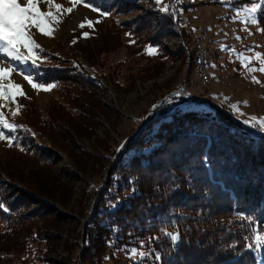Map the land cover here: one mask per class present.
<instances>
[{
  "label": "rangeland",
  "instance_id": "374dc122",
  "mask_svg": "<svg viewBox=\"0 0 264 264\" xmlns=\"http://www.w3.org/2000/svg\"><path fill=\"white\" fill-rule=\"evenodd\" d=\"M231 1L161 0L158 5L153 0L147 1L143 4L146 7H140L138 11L114 16L116 23L120 24L143 14L146 9L161 11L167 6V13H177L181 19L179 24L167 39L162 38L164 51L152 46L156 49L152 55H149V45L145 40L136 41L127 31L113 25L110 19L112 14L102 15L104 12L98 7L93 6L99 9L93 11L83 4L77 5L71 14L59 16L60 23L54 22L52 25V36H44L35 28L31 30L40 45V49L36 50L39 67L19 64L0 55V66L11 65L16 69L4 81L5 85L11 80L21 86V89L13 88L11 91L24 93L16 95L14 102L10 99L0 100V105H3L0 111L10 122L13 117L11 113L17 110V105L20 106L18 115L33 127L36 142L55 153L51 158V167L57 177L65 181V188L70 190L66 205L47 200L51 203L48 210L29 227V232L37 235L33 240H28L24 246L19 242L18 246L12 248L0 242V264H116L120 261L144 264L145 258L158 261L155 259L156 252L136 245L121 249L111 245L100 253L99 259L91 261V248L95 242L92 240L90 245H84L86 240L91 241L93 232L86 227L89 225L87 220L96 199L107 189L110 177H114L115 181L108 189L114 196L106 200L105 207L111 209L112 205L122 201L121 194L115 191L119 174H111L114 161L150 114L186 103L193 106L192 102L198 103L194 104L195 108L208 109V102H212L226 113L230 110L232 115L229 116L238 119L236 121L248 133L264 138V131L243 122L251 117L264 118V72L248 70L264 66L261 64L264 60V33L260 31L261 25L252 23V16L244 10L251 8L253 2L264 7V2L254 0L232 4ZM56 2L65 9L71 7L70 0ZM183 4L187 6L183 7ZM41 8L47 10L43 4ZM261 8L253 14L256 18ZM89 21L92 27L88 26ZM155 22L157 19L152 15L154 32L159 29ZM81 23L85 25L83 28L79 27ZM170 28L165 25L161 30L166 32ZM84 32L89 34L87 38L83 36ZM147 34L151 35L148 31L142 35ZM184 46L186 52L182 53ZM199 46L207 53L206 67L210 80L206 85L198 81L194 69L196 63L193 64ZM257 53L261 54L260 59L256 58ZM241 56L249 59L242 60ZM49 57L60 60L65 67H76L98 82L95 93H89L92 88L84 91V102L98 110L92 115L94 118L89 120L82 115L86 122L78 123L76 116L82 117L78 116L80 110L88 114L91 112L80 107L78 109V105H66L61 87L54 85L44 91L33 88L24 79L21 70L24 74H30L34 82L42 83L37 72L41 66L49 63ZM254 77L259 82H255ZM70 102L78 104L79 100L70 99ZM232 105H237L238 110H233ZM55 109L66 112L63 115L67 122H55V126H49L46 121L51 119V112ZM87 125L91 126L87 130L89 134L78 137L76 131L81 132L82 126L86 128ZM33 163V158L19 155L15 145L9 147L6 141H0V170L8 167L17 169L19 166L28 173L35 168ZM0 175L3 176L2 173ZM11 183L29 192L24 184L15 180H11ZM133 190L131 188L122 195H131ZM66 192L62 189L59 196L64 198ZM39 198L45 200L41 196ZM35 206H40V203ZM258 232L264 234L253 230L249 241L252 246L248 245V248L261 263L264 247L255 246ZM133 248L147 254L143 257L138 254L133 256L130 251Z\"/></svg>",
  "mask_w": 264,
  "mask_h": 264
},
{
  "label": "trees",
  "instance_id": "16d2710c",
  "mask_svg": "<svg viewBox=\"0 0 264 264\" xmlns=\"http://www.w3.org/2000/svg\"><path fill=\"white\" fill-rule=\"evenodd\" d=\"M147 1L153 2L90 0L102 12L112 14L113 25L130 33L134 40H145L149 46L164 51L162 38L173 34V28L181 20L177 13L146 9L120 24L115 21L114 16L138 11ZM152 15L157 19L155 26L159 25L155 32ZM257 19L264 29V7ZM165 25L171 28L163 32L161 28ZM147 31L151 35L143 36ZM181 52H186V46ZM197 58L195 52L193 64ZM48 62L37 72L41 82L61 87L66 105H78V109L91 112L80 110L78 116L94 118L92 115L98 110L84 102V91L92 88L89 93H95L98 82L76 67H65L60 60L49 57ZM208 104V109L186 103L150 114L125 143L111 173L119 174L115 191L121 194L122 201L111 209L105 207L106 200L114 196L108 189L115 181L110 177L107 189L96 199L87 220L86 227L93 232L91 241L86 240L84 245L95 242L91 261L99 259L100 253L111 245L119 249L136 245L161 257L158 261L145 258L144 264H264V252L260 263L248 248L253 230L264 232V138L248 133L228 113L212 102ZM62 110H53L46 124L66 123V112ZM83 116H76L78 123L85 121ZM10 123L24 126L13 133L18 137L14 145L19 155L33 158L35 165L28 173L19 166L0 170L3 175H0V202L9 209H0V242L12 248L19 242L24 246L33 240L37 235L29 232L31 224L48 210L49 201L66 205L70 190L51 167L55 153L36 142L33 127L21 115L12 117ZM90 127L82 126L81 132L76 131L77 136H86ZM11 180L24 184L29 192L12 186ZM131 188L134 189L131 195H122ZM62 189L67 191L64 198L59 196ZM167 233L179 234L176 245Z\"/></svg>",
  "mask_w": 264,
  "mask_h": 264
},
{
  "label": "snow or ice",
  "instance_id": "6c2138e0",
  "mask_svg": "<svg viewBox=\"0 0 264 264\" xmlns=\"http://www.w3.org/2000/svg\"><path fill=\"white\" fill-rule=\"evenodd\" d=\"M71 7L63 8V6L56 2V0H0V55L6 56L9 60H14L19 64L31 65L32 67H39L37 64V52L40 49V45L36 42L33 37L32 29L35 28L40 34L44 36H52L54 32L53 23H60L59 16L67 13L71 14L77 5L83 4L87 8H91L93 11H99L98 8H94L90 0H70ZM156 4H160L161 0H155ZM45 5L47 10H43L41 5ZM262 5L252 3L251 8L244 9L248 11L249 15L252 16V23H258L254 13L257 12ZM55 9V11H53ZM161 11L167 12V6L161 9ZM102 15L108 16L110 13L104 12ZM85 25L81 23L79 27L83 28ZM88 26L92 27V23L89 21ZM264 32V29H260ZM88 33L84 32L83 36L88 37ZM129 35H131L129 33ZM76 41L74 40L73 43ZM156 49L152 46L148 47L149 55L154 54ZM261 54L257 53L256 58L260 59ZM242 60H247L249 58L240 57ZM264 65V60L261 61ZM247 67V64H245ZM249 71H261L264 72V66L258 69L249 68ZM16 69L9 65L8 67L0 66V100H11L15 101L16 95H24L22 91L13 92L11 89L15 88L17 90L21 89V86L14 84L9 80L8 84L5 85L4 81L8 80L10 74L15 72ZM24 79L32 85L33 88L48 91L54 87V85L42 84L33 81V77L30 74H24L21 70ZM255 82H259L253 78ZM247 103V102H245ZM3 105H0L2 108ZM19 105H17V110L13 111L11 115L15 117L19 114ZM233 110H238L237 105L231 106ZM246 125L250 127L257 128L260 131H264V118L251 117L250 119H245L243 121ZM24 128L23 125H17L15 123H10L4 113L0 111V141H6L9 147L14 146V142L18 139L17 136L13 135L19 129ZM6 130V131H5ZM25 131H28L25 129ZM123 147V145H121ZM21 151H24L21 148ZM115 207L116 205H112ZM0 209L8 211L9 209L5 207L3 202H0ZM170 236L172 242L175 244L179 239V234L167 233ZM142 243V242H141ZM252 245H249L251 247ZM255 246L257 248L264 247V234L259 232L255 236ZM133 256L137 254L141 257L145 256L147 253L138 252L136 248L130 250ZM156 260H160L161 257L157 254Z\"/></svg>",
  "mask_w": 264,
  "mask_h": 264
},
{
  "label": "bare ground",
  "instance_id": "6f19581e",
  "mask_svg": "<svg viewBox=\"0 0 264 264\" xmlns=\"http://www.w3.org/2000/svg\"><path fill=\"white\" fill-rule=\"evenodd\" d=\"M202 47L199 46L198 51H197V61H196V66H195V73L198 78V81L206 85L209 80H210V75L206 67V51L203 48V54H202ZM204 76H205V81H204Z\"/></svg>",
  "mask_w": 264,
  "mask_h": 264
},
{
  "label": "water",
  "instance_id": "95a60500",
  "mask_svg": "<svg viewBox=\"0 0 264 264\" xmlns=\"http://www.w3.org/2000/svg\"><path fill=\"white\" fill-rule=\"evenodd\" d=\"M229 115H231V113H229V112H227ZM233 119H235V120H238V119H236L235 117H232ZM174 234H177V233H174ZM178 243V241L174 244L173 243V245H176Z\"/></svg>",
  "mask_w": 264,
  "mask_h": 264
},
{
  "label": "built area",
  "instance_id": "2783aa9c",
  "mask_svg": "<svg viewBox=\"0 0 264 264\" xmlns=\"http://www.w3.org/2000/svg\"><path fill=\"white\" fill-rule=\"evenodd\" d=\"M202 49V54H203V48H201ZM204 81H205V76H204Z\"/></svg>",
  "mask_w": 264,
  "mask_h": 264
},
{
  "label": "crops",
  "instance_id": "0c3cea01",
  "mask_svg": "<svg viewBox=\"0 0 264 264\" xmlns=\"http://www.w3.org/2000/svg\"><path fill=\"white\" fill-rule=\"evenodd\" d=\"M229 113H231V115H232V112L229 110Z\"/></svg>",
  "mask_w": 264,
  "mask_h": 264
}]
</instances>
